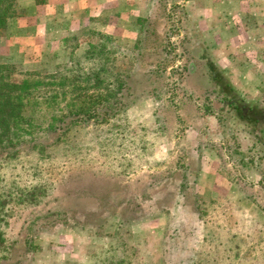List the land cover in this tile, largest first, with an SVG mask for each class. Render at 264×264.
<instances>
[{"label": "rangeland", "instance_id": "obj_1", "mask_svg": "<svg viewBox=\"0 0 264 264\" xmlns=\"http://www.w3.org/2000/svg\"><path fill=\"white\" fill-rule=\"evenodd\" d=\"M49 3L18 0L0 65L49 75L109 35L128 108L55 124L64 103H27L33 135L0 151V264H264V160L209 112L233 75V9L264 0H120L76 31Z\"/></svg>", "mask_w": 264, "mask_h": 264}, {"label": "trees", "instance_id": "obj_2", "mask_svg": "<svg viewBox=\"0 0 264 264\" xmlns=\"http://www.w3.org/2000/svg\"><path fill=\"white\" fill-rule=\"evenodd\" d=\"M17 2L0 0V33L17 16ZM111 38L101 34L99 44H92L83 56L73 54L63 69L49 75L29 73L25 79L17 81L13 66L0 65V151L15 150L33 135V125L25 116L27 103L33 99L53 101L58 106L64 103L60 117H54L55 124L65 119L69 120V124L88 122L94 118L107 121L128 108L125 96L128 77L115 67ZM217 85L222 90L223 106L219 111L210 110V114L223 127L249 138L252 143L249 162H255V158L263 161L264 96L262 100L248 101L230 81L227 80V85ZM232 114L233 117H230ZM49 130L56 131L54 124ZM245 160L244 157L242 162L248 165ZM3 236L0 232V247L4 244ZM3 258L5 261L6 257Z\"/></svg>", "mask_w": 264, "mask_h": 264}, {"label": "crops", "instance_id": "obj_3", "mask_svg": "<svg viewBox=\"0 0 264 264\" xmlns=\"http://www.w3.org/2000/svg\"><path fill=\"white\" fill-rule=\"evenodd\" d=\"M191 1L196 2L197 0ZM110 2L114 3L111 4ZM187 2L190 1H184L185 4ZM52 3L53 5H51ZM52 3L44 5V7H61L60 11L70 12L72 15L70 19L71 28L76 31L89 24L92 18L100 16L108 7H114L117 3V6H119L120 0H52ZM186 10L185 7V12ZM233 10L239 12L235 15L236 22L234 25L235 29L239 28L232 32L236 42L234 46L236 56H232L231 59L227 58L231 66L229 68L233 70V75L228 79L240 94H242V91L251 93V96H244L246 100H262L264 96V7H237ZM204 11L212 12V9L205 7ZM214 11L216 17H212L209 22L220 26L223 24L225 27L222 10L215 7ZM242 77L243 81L241 80ZM249 77H252V79ZM213 117L216 124H218V119L215 116ZM217 126L218 129L216 130L222 133L223 136V131L219 130L220 126ZM218 142L221 143L222 139ZM240 163L244 164V162Z\"/></svg>", "mask_w": 264, "mask_h": 264}]
</instances>
